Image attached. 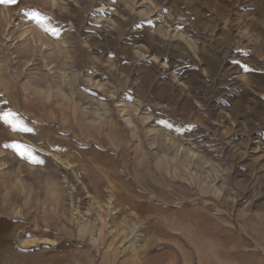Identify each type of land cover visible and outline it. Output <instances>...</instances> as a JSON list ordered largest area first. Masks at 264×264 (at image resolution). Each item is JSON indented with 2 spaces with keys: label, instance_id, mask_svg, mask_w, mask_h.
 I'll return each instance as SVG.
<instances>
[{
  "label": "rangeland",
  "instance_id": "374dc122",
  "mask_svg": "<svg viewBox=\"0 0 264 264\" xmlns=\"http://www.w3.org/2000/svg\"><path fill=\"white\" fill-rule=\"evenodd\" d=\"M5 112L0 264H264V0L0 3Z\"/></svg>",
  "mask_w": 264,
  "mask_h": 264
},
{
  "label": "snow or ice",
  "instance_id": "6c2138e0",
  "mask_svg": "<svg viewBox=\"0 0 264 264\" xmlns=\"http://www.w3.org/2000/svg\"><path fill=\"white\" fill-rule=\"evenodd\" d=\"M0 3L17 4L18 0H0ZM28 14L31 15L34 20L41 23L44 26L46 31L50 32L53 35L57 34L58 29L55 26H52L50 23L51 20L54 19L53 17L43 16L41 13L35 10L30 11ZM46 20L49 21V23L45 24ZM0 120L5 121L9 125H11L14 129L21 130L24 132L32 131L31 128L27 127L22 121L16 118L15 113L5 112L2 115H0ZM18 147H22V146L18 145ZM24 152H27L29 155H31V151L28 148H24L21 154L23 155ZM32 158L35 159V157H32Z\"/></svg>",
  "mask_w": 264,
  "mask_h": 264
},
{
  "label": "bare ground",
  "instance_id": "6f19581e",
  "mask_svg": "<svg viewBox=\"0 0 264 264\" xmlns=\"http://www.w3.org/2000/svg\"><path fill=\"white\" fill-rule=\"evenodd\" d=\"M128 122H129V124L131 123V121H129V119H128ZM109 182H110V184L112 185V187L111 188H109V198H110V200H109V202H107V203H109V204H111V205H113V203H111L112 201V198H116L117 196H122L123 195V193H122V189H121V186L119 185V181L117 180H115V177H113V176H110V179H109ZM98 190H100L101 191V193H102V201L103 200H106V199H108L106 196H104V194H105V190L103 189V188H101V187H99V189ZM101 198V197H100ZM126 199H128V201H129V203H130V201H132L131 200V198H129V195H126V197H125ZM142 206V205H141ZM99 208L101 209V206H99ZM111 208H113V206L111 207ZM137 208V209H136ZM145 208V207H144ZM128 209L129 210H138L139 209V206H138V203L136 202V201H134L129 207H128ZM144 212H146V213H148V210L146 209H144L143 210ZM136 213H138V212H136ZM144 215H145V213H144ZM141 216H142V214H141ZM147 216L149 217V215L147 214ZM83 231H85L86 230V225H84L83 227ZM102 230V229H101ZM101 230H100V235H101Z\"/></svg>",
  "mask_w": 264,
  "mask_h": 264
},
{
  "label": "crops",
  "instance_id": "0c3cea01",
  "mask_svg": "<svg viewBox=\"0 0 264 264\" xmlns=\"http://www.w3.org/2000/svg\"><path fill=\"white\" fill-rule=\"evenodd\" d=\"M137 209V208H136ZM147 208H145V210H146ZM139 210V209H138ZM138 210H129V209H127V211H129L130 212V215L132 216V215H137L139 212H138ZM136 212H138V213H136ZM144 212V211H143ZM145 213V217H147L148 219H149V217L147 216V214L148 213H146V212H144ZM133 217V216H132ZM134 218V217H133Z\"/></svg>",
  "mask_w": 264,
  "mask_h": 264
}]
</instances>
